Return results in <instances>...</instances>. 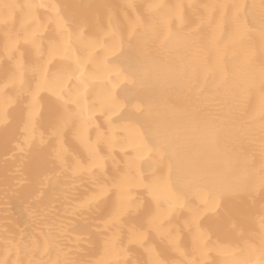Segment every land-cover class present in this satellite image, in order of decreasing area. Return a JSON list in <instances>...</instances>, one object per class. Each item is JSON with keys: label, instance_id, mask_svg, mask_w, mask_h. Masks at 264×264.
Masks as SVG:
<instances>
[{"label": "bare ground", "instance_id": "1", "mask_svg": "<svg viewBox=\"0 0 264 264\" xmlns=\"http://www.w3.org/2000/svg\"><path fill=\"white\" fill-rule=\"evenodd\" d=\"M0 4L58 6L55 11L50 7L32 9L30 16L27 10L25 13L17 11L13 25L10 26L11 34L17 40L14 55L22 65L21 79H29L32 88H35L40 79L38 72L34 75L33 70L50 62V65L57 67L68 66L69 75L73 76L68 84L70 87L78 86L87 104L97 100L105 89L110 90L119 101L117 115L112 116L116 124L111 126L116 140L111 146H104L97 157L102 162L103 169L94 168L92 174L85 172L77 176H73L69 169L61 173L51 163L50 146L40 152L24 143L27 135L24 120L32 97L25 95L17 101L10 90L5 95L4 67L9 63L5 51L8 30L0 25V113L7 111L11 120L7 134L0 128V258L4 256L7 240L20 241L22 237L25 240L30 237L43 239L41 231H47L48 224L53 220L63 224V243L69 247L78 238L85 237L79 240L80 258L93 261L105 258L98 238L87 237L89 233H98L104 229V221L116 196L111 193L106 195L107 203L101 205L104 215H99L94 210L80 209L79 205L89 201L98 191L94 176H100L111 185L121 175L127 174L130 181L128 189L143 218L146 220L150 216L156 217V204L142 187L145 177L164 178L174 187L183 173L175 162L170 171L167 160L161 166L154 156L150 143V121L154 119L179 121L188 126L189 136L184 143V154L199 168L217 174L218 179L188 191L183 199V207H174L169 212L168 204L162 202L160 205V212L168 215L167 230L172 233L175 245L187 253L186 256H180L174 250L172 237L151 229L147 232L143 247L130 243L127 235L120 239L119 242L126 250L124 258L150 264L153 259L160 257V253L166 259L190 260L199 257V253L193 252V238L197 230L208 233L210 243L219 241L240 249L245 247V240L250 237L258 241L261 218L264 216L258 145L254 148L242 135L226 134L221 135L216 144L210 143L195 128L196 124L204 127L209 119L208 112L203 106L199 110L194 109L186 90L163 79L144 87H135L127 76V65L109 61L113 59L114 53L119 55L121 52L138 51L134 43H129L132 28L138 21L151 19L156 25L159 39L152 46V54L162 66L177 55H183L182 52H174L162 45L164 37L169 33H187L197 27L208 38L199 69L200 86L207 90L203 98L206 103L211 96L222 94V90L218 91V85L229 75L235 63L244 60L246 53L243 49H238L235 52L229 51L226 61L217 58L212 37L215 35L219 38L227 33L220 23V13L205 6L258 5L259 0H0ZM67 5L85 7L70 9L65 7ZM153 5L162 7L153 8ZM56 12L61 16L75 14L80 20V26L71 25L69 31L84 30L87 36L98 42L91 61L85 62V53L75 37H70L68 32L61 34L58 31ZM2 13L3 9L0 8V14ZM240 15L243 20V8ZM32 32L37 33L35 44L26 39ZM53 47L57 49L56 54H53ZM77 60L82 61L79 68ZM80 68L83 69V74ZM76 76L80 77L79 81L75 79ZM239 103L249 112H258V92L251 96H241ZM52 109L53 99L50 93L46 90L39 91L35 101L37 142L41 135L45 141L48 138L51 131L49 114ZM121 114H130V118L120 119ZM94 119L95 124L87 132L93 142L97 138V125L101 126L102 132L110 128L107 117L101 111H96ZM18 144L24 148L23 152L17 147ZM66 148L78 153L87 163V150L73 132H69L67 136ZM252 151H257L254 171H250L243 163L246 153ZM146 161H151L152 167H148ZM6 186L9 188L7 195ZM223 193L238 194L223 195L222 206L218 213H214L209 205L213 202L221 205ZM135 215L133 211L132 216ZM125 218L129 224L132 223L127 213ZM111 231L108 230L109 235ZM248 255L244 253L239 258H247ZM255 256L258 258V252ZM52 258H55L54 254ZM203 258L209 262L219 259L214 251H208Z\"/></svg>", "mask_w": 264, "mask_h": 264}, {"label": "snow or ice", "instance_id": "2", "mask_svg": "<svg viewBox=\"0 0 264 264\" xmlns=\"http://www.w3.org/2000/svg\"><path fill=\"white\" fill-rule=\"evenodd\" d=\"M40 7H50L54 11L58 6L34 5V4H0L3 13L0 14V25L6 30L7 41L5 51L8 54V62L5 64V83L3 88L5 95L10 90L20 101L23 96L30 95L32 102L28 106L24 120V128L27 135L24 143L30 147H35L37 151L44 152L49 146L52 149L51 163L63 173V170H71L73 176L82 173L92 174L94 168L103 169V164L97 157L103 151L104 146H111L116 136L111 126L116 124L112 116L117 115L119 101L112 95L110 90H103L102 95L91 104L85 102V98L79 92L78 86H69L68 81L73 78L69 75L68 66H55L46 62L38 70H33V74H39L40 79L32 88L31 82L27 78L21 79L22 65L16 60L14 55L17 48V40L11 34L10 26L13 25L17 11L31 15V10ZM70 9L83 8V5H67ZM90 7V6H89ZM153 8L162 7L153 5ZM208 9L220 13V23L223 25L227 35L217 38L212 37V45L216 50L217 58L227 60L229 51L243 49L246 53L244 60L235 63L229 71V75L218 85L221 95H213L205 103L206 88L200 86L199 69L200 61L203 57L207 37L200 33L199 28L194 27L190 32L180 34L169 33L162 41V45L168 46L174 52H182L175 59L168 61L164 66L152 54V46L159 39L156 25L151 19L138 21L132 28L129 36V43L135 44L138 51L121 52L119 55L113 54V59L109 63L123 62L127 65L126 73L130 77L135 87H144L153 81L163 79L173 86H178L187 91L193 101L194 109H203L208 112L209 119L201 128L195 125L198 132L206 137L210 143L216 144L221 135H242L254 148L258 145L259 156V176L260 188L264 191V0H259V4L239 5V4H213L206 5ZM244 9V17L241 20L240 10ZM229 10L231 15L229 16ZM57 28L63 34L68 32L70 37H75L85 53V62L92 59L98 42L85 34L84 30L79 32L69 31V26H80V20L75 14L61 16L56 12ZM230 29V30H229ZM18 35V34H17ZM36 32H32L26 39L35 44ZM38 48V45H37ZM57 49L53 47V54ZM82 61L77 60L80 67ZM81 74L83 69L80 68ZM74 75V74H73ZM77 81L80 80L76 76ZM41 90L50 93L53 99V109L49 114V128L51 129L47 140L43 135L37 142V113L35 110L36 96ZM258 92L259 109L258 112H249L239 103V98L243 95H253ZM98 105V107H97ZM101 111L106 117L110 128L100 131L96 126L97 138L93 142L87 134L88 128L95 124V113ZM151 116L152 114L149 113ZM120 119L130 118V114H121ZM258 120V125H257ZM11 127L10 114L7 111L0 113V128L7 134ZM73 132L77 139L87 150L88 161L75 151L66 148L67 136ZM151 149L158 163L163 166L167 160L169 170L175 162L183 173L180 181L173 187L164 178L145 177L142 187L149 194L151 200L157 207V216L143 218L140 210L135 206L134 198L131 196L128 185L130 181L127 174L121 175L113 184L108 185L100 176H94L98 185L97 193L86 203L79 205L80 209L95 211L99 215H104L102 204L107 203L105 197L108 193L116 196L112 204L111 211L104 221V229L98 233H89V239L98 238L102 245L105 258L100 260H85L80 258L79 240L69 247L63 243L64 227L62 223L53 220L48 224L47 231L42 230L43 239L30 237L20 241L7 240L4 249V256L0 258V264H142L125 259L126 250L119 242L127 235L130 243L145 245L147 232L156 229L172 237V233L167 230L166 221L168 215L160 212L161 203L169 205V212L174 207H183V199L188 191L202 185L211 184L218 179V175L201 169L183 152L184 143L189 136V128L183 122H165L159 119L150 121ZM21 152L23 147L18 144ZM257 151L246 153L243 163L250 171L255 170ZM148 167H152L151 161H146ZM230 164V162H227ZM131 167V162L129 163ZM45 179H48L47 177ZM9 188L6 186L5 195ZM238 193H223L221 205L213 202L209 205L214 213H218L222 206L223 195H236ZM135 211L136 215L132 216ZM131 217L129 224L125 214ZM108 230H112L108 234ZM211 237L208 233L197 230L193 238V252L199 253V257L193 259H166L163 253L160 257L153 259L150 264H264V216L261 218V228L258 241L254 237L245 240V247L240 249L219 241L210 243ZM174 250L180 256L187 253L175 245L174 237L171 239ZM127 251H130L127 250ZM208 251H214L219 259L207 261L203 257ZM258 252V258L255 254ZM248 253L247 258H239L241 254ZM53 254L55 258L53 259Z\"/></svg>", "mask_w": 264, "mask_h": 264}]
</instances>
